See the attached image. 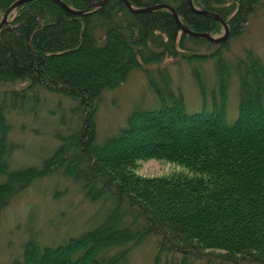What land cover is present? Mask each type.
Segmentation results:
<instances>
[{"label":"trees","instance_id":"16d2710c","mask_svg":"<svg viewBox=\"0 0 264 264\" xmlns=\"http://www.w3.org/2000/svg\"><path fill=\"white\" fill-rule=\"evenodd\" d=\"M13 1L0 0V19ZM62 1L78 10L95 0ZM128 1L136 8L168 3L184 25L212 36L224 28L217 13L229 37L212 42L183 31L166 7L132 11L123 0L80 13L54 0H28L10 11L0 25V209L30 181L58 170L106 209L94 226L56 245L29 237L21 255L4 264H127L129 249L149 234L157 237L155 264L167 251L183 254L179 264L207 254L264 264V62L252 48L234 61L224 55L250 16L264 14V0H192L193 7L187 0ZM168 58L189 66L201 109L188 110L164 62ZM207 61L216 80L210 90ZM135 69L144 72L156 105L133 106L124 124L98 142L100 96ZM232 74L237 111L228 122ZM40 89L73 101L75 126L55 133L58 143L38 164L11 167L7 112L27 99L34 108ZM65 118L60 115L61 124ZM149 157L182 163L188 173H133L135 161Z\"/></svg>","mask_w":264,"mask_h":264},{"label":"rangeland","instance_id":"374dc122","mask_svg":"<svg viewBox=\"0 0 264 264\" xmlns=\"http://www.w3.org/2000/svg\"><path fill=\"white\" fill-rule=\"evenodd\" d=\"M223 32L224 28L216 36ZM245 48H252L264 62L263 13L250 16L243 32L229 39L228 50L224 55L228 60L234 61L236 57L243 55ZM164 62H167L174 84L181 88L188 110L201 109L203 101L186 62L181 60L173 63L169 58ZM203 67L206 84L210 90L216 85L212 62H205ZM237 83L236 76L232 74L228 89V122L234 119L235 108L237 111ZM38 96L39 101H36L34 108L31 106V100L27 99L22 108L10 109L7 112L10 128L7 133L6 155L11 167L38 164L58 143L59 139L55 133L58 131L60 134H67L75 126L76 116L70 111L73 101L43 89L38 90ZM135 105H156L155 96L149 89L141 69L131 71L124 82L113 89L105 90L100 96L95 112L96 140L101 142L106 135L115 133L124 124L127 113ZM61 114L65 115L66 124L60 123ZM138 134V131L134 133ZM131 170L145 177H170L188 173L182 163L155 157L137 159ZM104 209L106 205L101 200L90 201L84 196L79 183L64 176L59 170L33 179L12 194L0 209V264L20 256L23 243L29 237H33L42 245H56L71 235L83 232L101 219ZM156 241L154 234L143 238L129 249L126 263L155 264L158 252ZM115 249L117 248H112L109 252ZM182 256L178 251L163 252L156 264H179ZM188 260L189 264H257L224 262L210 254L190 256Z\"/></svg>","mask_w":264,"mask_h":264},{"label":"water","instance_id":"95a60500","mask_svg":"<svg viewBox=\"0 0 264 264\" xmlns=\"http://www.w3.org/2000/svg\"><path fill=\"white\" fill-rule=\"evenodd\" d=\"M25 1H28V0H14L3 12V15H2V18L0 19V25L4 24L6 21H7V16L8 14L10 13V11L18 6L19 4L25 2ZM56 3H58L60 6L64 7L65 9L71 11V12H77V13H80L84 10H87L93 6H98V5H102L106 2V0H95V1H92L90 2L87 6H85L83 9H78V10H74V9H71L65 2H63L62 0H54ZM124 3L126 4V6H128L132 11H137V10H144V9H153V8H158V7H166L168 9L171 10L172 14H173V17L175 19V21L177 22L178 26L185 32H188L192 35H199V36H202V37H206L208 40L212 41V42H222L224 40L227 39L228 35H229V27H228V24L227 22L222 19L217 13H213V16L215 18H217L223 25L224 27V32L223 34H221L220 36H212L210 34H208L207 32H203V31H195V30H191L189 27H187L186 25H184L180 19L178 18V15L174 9L173 6H171L170 4L168 3H156V4H151L149 6H145V7H140V8H136V7H133L130 2L128 0H123ZM189 5L191 7H193L192 5V0H187ZM199 11V10H198ZM200 12H208L207 10L205 9H202L200 10Z\"/></svg>","mask_w":264,"mask_h":264}]
</instances>
